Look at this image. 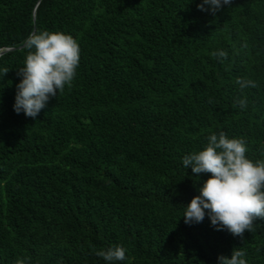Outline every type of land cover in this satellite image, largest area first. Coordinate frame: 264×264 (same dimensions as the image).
<instances>
[{"label": "trees", "instance_id": "obj_1", "mask_svg": "<svg viewBox=\"0 0 264 264\" xmlns=\"http://www.w3.org/2000/svg\"><path fill=\"white\" fill-rule=\"evenodd\" d=\"M200 3L0 0V264H108L96 252L115 246L114 264H219L234 248L264 264V219L241 238L182 217L210 175L183 157L211 134L264 159V0ZM45 30L80 60L33 119L14 110L17 72Z\"/></svg>", "mask_w": 264, "mask_h": 264}, {"label": "clouds", "instance_id": "obj_2", "mask_svg": "<svg viewBox=\"0 0 264 264\" xmlns=\"http://www.w3.org/2000/svg\"><path fill=\"white\" fill-rule=\"evenodd\" d=\"M229 4L231 0H202L198 8L206 11L208 5L215 12ZM23 47L27 54L17 72L22 79L16 85L14 110L35 119L51 97L71 86L79 67L80 46L70 34L45 30L30 33ZM213 55L226 57L227 53L220 51ZM236 82L241 89L257 87L252 80L237 78ZM237 103L246 108L247 98ZM247 152L244 139L229 138L221 131L208 137L203 150L183 157L185 169L191 166L197 176L210 174L198 189L199 195L184 206L182 217L186 224L202 223L207 216L217 231L226 230L233 236L243 238L245 231L255 230L256 220L264 219V159L253 161ZM96 255L114 264L126 259V249L115 246L97 251ZM244 256L242 250L234 248L230 258L220 255L218 261L246 264Z\"/></svg>", "mask_w": 264, "mask_h": 264}]
</instances>
